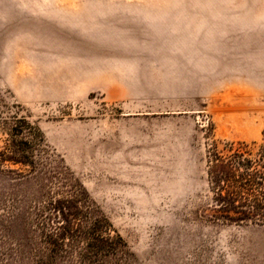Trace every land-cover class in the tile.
Here are the masks:
<instances>
[{
    "label": "rangeland",
    "instance_id": "374dc122",
    "mask_svg": "<svg viewBox=\"0 0 264 264\" xmlns=\"http://www.w3.org/2000/svg\"><path fill=\"white\" fill-rule=\"evenodd\" d=\"M20 118L125 244L104 264H264V223L224 219L207 180L213 143L264 145V0H0ZM36 189L0 172V264L26 262Z\"/></svg>",
    "mask_w": 264,
    "mask_h": 264
},
{
    "label": "trees",
    "instance_id": "16d2710c",
    "mask_svg": "<svg viewBox=\"0 0 264 264\" xmlns=\"http://www.w3.org/2000/svg\"><path fill=\"white\" fill-rule=\"evenodd\" d=\"M0 133L5 135L0 172L33 177L37 186L25 210L30 241L22 264H104L125 253L122 239L82 184L49 153L37 127L24 118L0 121ZM207 168L215 207L224 219L264 223L263 143L255 148L229 142L221 149L213 143Z\"/></svg>",
    "mask_w": 264,
    "mask_h": 264
}]
</instances>
